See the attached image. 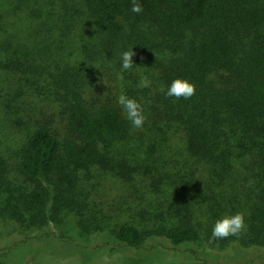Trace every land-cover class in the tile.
<instances>
[{"label": "trees", "instance_id": "16d2710c", "mask_svg": "<svg viewBox=\"0 0 264 264\" xmlns=\"http://www.w3.org/2000/svg\"><path fill=\"white\" fill-rule=\"evenodd\" d=\"M33 1L16 38L27 50H14L16 67L32 92L34 78L48 86L66 135L26 128L16 166L31 188L2 202L0 264L19 246L57 241L62 208L91 213L97 235L116 221L114 240L131 250L146 238L179 252L201 242L220 253L263 248L264 0H139V14L131 0H47L51 14ZM129 48L134 64L122 70L119 53ZM176 77L195 85L191 98H165L161 86ZM122 91L141 104V128L122 117ZM152 211L148 234L129 218ZM236 212L246 231L209 244L214 222Z\"/></svg>", "mask_w": 264, "mask_h": 264}, {"label": "rangeland", "instance_id": "374dc122", "mask_svg": "<svg viewBox=\"0 0 264 264\" xmlns=\"http://www.w3.org/2000/svg\"><path fill=\"white\" fill-rule=\"evenodd\" d=\"M53 1L51 0L52 3ZM8 2L10 0H0V160L3 162L0 166L1 203L8 201L11 195L16 197L22 190L31 188L30 180L25 178L16 166V155L24 140L26 128L41 124L47 126L60 140L66 135V117L59 103L55 102V96L47 95L48 86L34 78L33 80L39 82V86L32 92L27 89L29 85H25V80H21L19 68L16 67L20 59L14 50L18 47L24 52L27 51L22 45L19 46L16 38L20 35L22 25H29L28 6H34L35 2L25 0L27 6L24 7L10 6ZM51 4H47V0L39 1L40 8L44 7L48 14H51ZM11 70L15 72L10 73ZM2 204L0 211L4 209ZM62 210L63 208L55 214V237L77 244L81 247L79 251L70 244L63 247L61 241L47 239L40 241V247L35 251L30 245L17 247L11 255L4 256L5 263L25 264V259L31 255L26 264H264V247L249 249L232 246L231 249L220 253L205 251L206 248L201 242L179 252L161 238H146L143 248L131 250L114 240L112 229L116 221H109L110 225L106 226L102 234L97 235L93 231L100 223L91 213L83 217L81 211L67 213ZM40 212L44 213L43 208L39 209ZM151 213L149 215L133 212L129 218L148 234L157 221L155 212ZM88 225L93 229H90V233L85 232ZM192 256L196 257L197 261H191Z\"/></svg>", "mask_w": 264, "mask_h": 264}, {"label": "clouds", "instance_id": "9594fccd", "mask_svg": "<svg viewBox=\"0 0 264 264\" xmlns=\"http://www.w3.org/2000/svg\"><path fill=\"white\" fill-rule=\"evenodd\" d=\"M130 11L139 14L143 11L139 0H131ZM134 55L133 48L121 51L119 53L120 67L122 70H129L133 67L132 57ZM150 81L146 78L141 79V85L148 87ZM165 98H183L185 100L191 98L195 93V85L188 79L176 77L173 78L166 86H161ZM116 103L120 107L122 117L134 129L141 128L145 121V116L141 104L137 99L127 95L123 91L116 97ZM247 224L245 216L241 212H236L232 215H224L217 219L211 228V234L208 238V243L211 244L214 240H222L229 236H238L243 231H246Z\"/></svg>", "mask_w": 264, "mask_h": 264}]
</instances>
